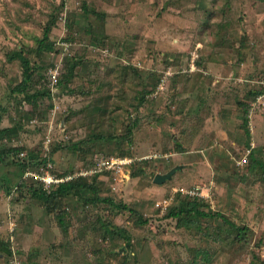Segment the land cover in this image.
Listing matches in <instances>:
<instances>
[{"label":"rangeland","instance_id":"rangeland-1","mask_svg":"<svg viewBox=\"0 0 264 264\" xmlns=\"http://www.w3.org/2000/svg\"><path fill=\"white\" fill-rule=\"evenodd\" d=\"M47 27L54 49L41 57L36 42ZM72 58L76 77L67 89L51 86L49 72L63 75ZM21 59L39 66L28 94H49L33 105L13 92ZM0 118L9 130L0 149H21L0 158V242L21 264H193L197 250L211 262L195 264H264V182L260 172L241 182L238 163L251 153L264 160V0H0ZM135 123L130 143L118 139ZM51 150L52 175L81 173L108 201L85 205L94 196L87 187L47 213L32 196L40 184L31 175L47 164H18ZM100 159L122 164L98 170ZM176 167L170 181L153 184ZM184 199L247 225L248 241L213 242L220 218L197 217L201 231L177 228L165 216ZM68 227L67 254L56 255ZM8 258L0 252V264Z\"/></svg>","mask_w":264,"mask_h":264},{"label":"trees","instance_id":"trees-1","mask_svg":"<svg viewBox=\"0 0 264 264\" xmlns=\"http://www.w3.org/2000/svg\"><path fill=\"white\" fill-rule=\"evenodd\" d=\"M49 32H50V29H49V27H47L42 33V38L36 42L37 43V47L35 49L37 51L36 54L41 56V57L44 55L45 56L49 55V53H51L54 49L53 42H51L49 40ZM104 39H106V38H104ZM21 63L23 65L22 80H21L20 84L17 85L13 89V92L23 94L24 95L23 96L24 101L28 104L33 105V104H36V102L38 101L39 98H41L43 96L48 97L49 94H48V91L47 92L38 91L32 95L28 94L27 89H28L29 82L31 80L32 75L33 74L36 75L38 73L39 66H36L34 64V65H32V67H30L29 62L25 59H21ZM79 64H80V61L76 60L75 58H72L71 61L64 62V73H63V75L59 76L58 83H57L59 88L67 89L68 84L77 75V73L75 72V69L79 66ZM131 71H134V70H132V68H131V70H129V72H131ZM137 73L139 74L138 76L141 75L138 71H137ZM144 94L145 93H143L138 99L140 101L139 102L140 106H142L145 102ZM251 95H252V98L254 99V98H256V96L260 95V93H252ZM35 107L37 108V105H35ZM241 107L244 108L243 109L244 114L242 117L241 128L244 132V135L246 138V146H247L248 141L250 140V137H251V134H250V131L248 128V118H247L248 117L247 116L248 115V109H246L247 107L243 106V105H241ZM137 109L138 108L136 107V110ZM134 125H136V123L132 124L131 126L128 127V129H127L128 134H126V135H124L118 139H123V141H127L128 143H130L131 142V132L133 131V129L135 127ZM17 127L20 128L19 125ZM8 131L9 130L6 128H0V141L5 139V137H9ZM95 139L100 140V141L104 140V138L102 136H96ZM106 139L111 140L112 138L107 137ZM77 145L78 144H72L71 148L73 150H77V149H79ZM58 148H60V146H58ZM53 151L51 150L50 155L48 157L46 156L47 158H44V159L42 158L40 160H38L37 158L31 157L33 154L29 153L31 155L28 156V162H21L20 164H18V163L17 164L21 165V169H25L28 167L35 169L39 165L45 166L46 164L52 163L51 156L54 153ZM20 152H21V149H18V148L9 149V150H1L0 149V158L7 156L9 153L18 154ZM244 166L246 169V176L242 175V177L239 178L241 182L246 183L247 177L249 175H253L256 173L259 174V172L261 174V175L259 174V178L261 180H263V182H264V160L261 158V156H256L255 154L251 153ZM87 187L89 188L90 191L93 190L92 188H90V186H88L86 184V181L84 179L79 177V178H75V179H72L70 181L63 182V183L56 185V187H54L49 192L46 190H43L42 184L37 185L36 188L32 189V191H33L32 196L36 197L41 202V204H42L43 208H45L46 212L50 214L52 212H55V210L57 209V207H59V205L61 203H63V202L65 203V201L68 197L80 198L79 197V196H81L80 193L82 191H85L87 189ZM91 192L94 193V190ZM194 199H187V200L184 199L183 201H180L177 204V206L172 207V208H170V210H168L165 218L175 220L177 228H181V229H185V230H191V228H196L197 230H200V231L202 230L201 225L198 224L196 227V224H195L197 217L199 219L200 218H212V219L220 218V220L222 221V224H224V226L222 227V224H221L222 231L217 232L216 237L212 236L213 242H217V241L228 242L230 240L231 243L240 245V244H244L245 242L248 241V238H249V235L251 234V231L249 230L247 225L245 226V225L240 224V226H237L221 214H209L207 212H204V211L200 210V208H199V207H203V206H201L200 203H198ZM83 201H84L83 203L85 205H88V204H97L99 202L103 203V202H107L108 200L100 198L97 195H95V193H94V196H92V198H85ZM120 208H122V210H128L129 212L132 213V210H130V208H128L125 205H121ZM57 216H58V221L60 222V225H62L63 223H62L61 214H58ZM139 224L145 225L146 221H139ZM227 225L231 226L233 230L230 231L229 228H226ZM203 235H205V237L207 238V236L209 234L207 232H205ZM221 236H222V238H221ZM125 240L129 241V239L127 237L125 238ZM0 252L9 257L8 261L12 257V255H14V254L16 255V253H17V252H15V250L12 251L11 248L9 246H7V244L4 243L3 241L0 242ZM209 257L210 256L208 255V253H206L204 251L197 250V251H195V254L192 258V263L195 264V263H197V261H200V260H204L205 263L211 262V261H209V260H211ZM17 258H18V256H17Z\"/></svg>","mask_w":264,"mask_h":264},{"label":"built area","instance_id":"built-area-1","mask_svg":"<svg viewBox=\"0 0 264 264\" xmlns=\"http://www.w3.org/2000/svg\"><path fill=\"white\" fill-rule=\"evenodd\" d=\"M49 75H50V85L55 87L58 83V79H59V76H60V73L57 71V69L55 68L54 71H50L49 72ZM246 159H243L241 162H240V165H243L246 163ZM125 163H129L127 161H125ZM117 164H122V162H117L113 159H110L109 161L108 160H104V159H100L97 163V167H98V170H101V168H105V169H113L115 170L116 168H114V166H116ZM51 169V165L50 163L46 165V167L43 169V173L45 171V173L41 176H38V174H31L33 176H37V178L39 179V184H42V187L47 189L46 191H49L50 189L56 187V185L60 184V183H63V182H67V181H70L72 179H74L75 177H83V174L79 173L78 176H66V177H56L54 175H52L49 171ZM118 170V168H117ZM97 172V171H96ZM197 194V193H196ZM188 195L190 196H195V193L194 192H189ZM198 195V194H197ZM168 201H164V204H167ZM167 205H163L162 208H165ZM159 207V206H158ZM5 264H21L20 260L17 258V256L14 254L12 255V257L9 259L8 262H6Z\"/></svg>","mask_w":264,"mask_h":264},{"label":"crops","instance_id":"crops-1","mask_svg":"<svg viewBox=\"0 0 264 264\" xmlns=\"http://www.w3.org/2000/svg\"><path fill=\"white\" fill-rule=\"evenodd\" d=\"M250 9V8H249ZM251 13L253 14V15H255V16H258L259 15V13H257V12H255V11H253V10H251ZM257 21V20H256ZM218 28L220 29H218V31H221V23H218ZM215 27L217 28V26L215 25ZM222 32H224V31H222ZM213 37V36H212ZM239 163V165H240V162H238ZM240 166H244V164L243 165H240ZM180 169H182V167H180ZM174 176V175H173ZM172 176V177H173ZM172 179V178H171ZM62 223H63V221H62ZM52 228H55V227H52ZM59 227L57 226V228L56 229H58ZM76 230V229H75ZM38 231H39V228H37L36 229V231L34 232L36 235H38ZM58 231H60L59 229H58ZM71 231V229H69V227L67 228V230H64L62 233L64 234V236H61L60 234L56 237V240L58 241L57 242V251H55V249H52L55 253H56V255H62L63 257H65V255L67 254V249H68V247H67V243H68V241H70L73 237V232H70ZM40 240H42L41 238H40ZM76 242H78V240L77 239H73V244H75ZM41 244L42 243H40L39 245H40V247H41ZM62 245V246H61ZM39 248V247H38ZM42 248V247H41ZM29 250L28 249H26L25 250V255H27V253H29L28 252ZM38 254H39V252H38ZM75 255H74V253H73V251L71 252V254H70V257H74Z\"/></svg>","mask_w":264,"mask_h":264},{"label":"water","instance_id":"water-1","mask_svg":"<svg viewBox=\"0 0 264 264\" xmlns=\"http://www.w3.org/2000/svg\"><path fill=\"white\" fill-rule=\"evenodd\" d=\"M180 169V167H176L173 168L172 170H170L169 172H167L166 174H156L153 178V184L158 185V186H162L165 182H168L171 180L172 176L176 173V171H178Z\"/></svg>","mask_w":264,"mask_h":264}]
</instances>
